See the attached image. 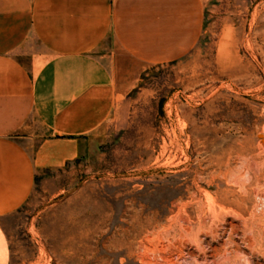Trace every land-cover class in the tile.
<instances>
[{
	"label": "rangeland",
	"instance_id": "rangeland-1",
	"mask_svg": "<svg viewBox=\"0 0 264 264\" xmlns=\"http://www.w3.org/2000/svg\"><path fill=\"white\" fill-rule=\"evenodd\" d=\"M261 135L264 0H211L191 53L149 68L73 158L39 164L9 264H264Z\"/></svg>",
	"mask_w": 264,
	"mask_h": 264
},
{
	"label": "crops",
	"instance_id": "crops-1",
	"mask_svg": "<svg viewBox=\"0 0 264 264\" xmlns=\"http://www.w3.org/2000/svg\"><path fill=\"white\" fill-rule=\"evenodd\" d=\"M211 0H0V264L41 162L73 158L145 72L201 41ZM40 142L37 154L31 145Z\"/></svg>",
	"mask_w": 264,
	"mask_h": 264
},
{
	"label": "bare ground",
	"instance_id": "bare-ground-1",
	"mask_svg": "<svg viewBox=\"0 0 264 264\" xmlns=\"http://www.w3.org/2000/svg\"><path fill=\"white\" fill-rule=\"evenodd\" d=\"M261 138H262V140H263V142H264V135H261Z\"/></svg>",
	"mask_w": 264,
	"mask_h": 264
}]
</instances>
